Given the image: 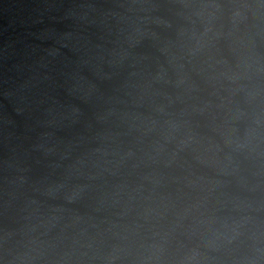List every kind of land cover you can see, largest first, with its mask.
<instances>
[{"label": "water", "instance_id": "1", "mask_svg": "<svg viewBox=\"0 0 264 264\" xmlns=\"http://www.w3.org/2000/svg\"><path fill=\"white\" fill-rule=\"evenodd\" d=\"M0 264H264V0H0Z\"/></svg>", "mask_w": 264, "mask_h": 264}]
</instances>
